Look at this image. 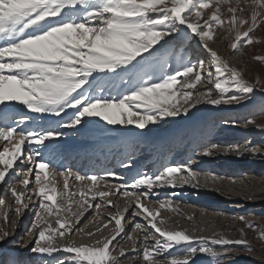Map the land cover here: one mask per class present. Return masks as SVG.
I'll return each instance as SVG.
<instances>
[{
  "label": "snow or ice",
  "instance_id": "snow-or-ice-1",
  "mask_svg": "<svg viewBox=\"0 0 264 264\" xmlns=\"http://www.w3.org/2000/svg\"><path fill=\"white\" fill-rule=\"evenodd\" d=\"M261 25L264 0H0V245L16 234L31 207L33 219L20 247L35 254H17L6 264H35L36 259L40 264H122L121 258L139 264H196L198 255L211 258V264H232V254L241 246L254 251L246 229L259 230L264 240V226L244 215L238 217L242 226L236 229L237 238H228L225 231L201 235L207 228L172 227L158 219L161 210L175 208L155 189L236 183L197 171L199 161L192 155L184 162H162L150 173L138 171L130 182L116 185L108 180L114 172L81 174L59 167L55 155L63 129L93 126L113 131L121 125L125 142L135 144L145 129L153 131L151 125L188 116L198 105L252 103L257 91L264 94V80L245 79L243 71L210 43L227 41L233 53L240 52L259 42L252 34ZM185 42V51L206 53L207 64L198 55L194 60L178 56L176 48ZM172 59L175 67L169 63ZM253 59L264 63V55ZM260 111L264 112V99ZM249 125L264 132V122L245 118L243 126ZM192 152L202 157L255 156L264 155V145L201 140ZM133 155L134 150L126 151L121 166L131 168ZM57 177L62 178V188ZM70 179L81 186L71 190ZM117 194L125 199L123 208L109 198ZM34 197L37 203L30 205ZM102 208L115 212L105 215ZM89 210L95 213L90 223L106 221L95 231L77 227ZM129 211L139 235L129 233L124 239ZM113 223L110 234L103 235ZM80 233L89 238L101 235L78 244L70 237ZM117 237L131 243V255L119 242L113 243Z\"/></svg>",
  "mask_w": 264,
  "mask_h": 264
},
{
  "label": "rangeland",
  "instance_id": "rangeland-1",
  "mask_svg": "<svg viewBox=\"0 0 264 264\" xmlns=\"http://www.w3.org/2000/svg\"><path fill=\"white\" fill-rule=\"evenodd\" d=\"M252 35H254L259 42L254 43L253 45L244 46L240 52H235V53H233L232 50L227 47V43H228L227 41L221 42V40L217 39L214 43H210V46L214 48L215 50H217L219 54L229 62L230 65L235 66L236 68L242 70L244 73L245 79H248L250 82H254L257 77H259L261 80H264V63H261L260 61L253 59L254 56L264 55V25H261ZM173 46L175 47V44ZM186 47H187V42H185V44L180 46L179 48H176L177 55L179 56L180 54H183L186 59H193V60L195 59V56L198 55L200 56V58L204 59L207 64L209 57L207 56L206 53H204L203 51L193 52L192 48H188V50L185 51ZM169 63L173 67H175L176 59L170 60ZM207 87L210 88L212 87V85H207ZM198 89L203 90V86H198ZM262 99H264V94H261L259 91H257L253 102L252 103L245 102L243 106H239V105L220 106L217 108L211 105L201 104V105H198L197 108L193 109L188 116L182 115V116L175 117V118H167V121H162L159 125H151L150 127L153 129V131L148 132L147 129H145L144 131L146 134L144 136L139 137V139L143 140L144 137H148V139H146L148 141L143 142L144 144L148 145L151 143V138L153 136H157L158 139L156 142L160 143L161 146H159L160 149L158 147H156V149L160 153L163 152L161 155L162 157L160 156H158L157 158L154 157L153 159H151L149 164L141 165L140 167H138L137 171L139 170L140 172H146L145 170L146 168H148L147 172L149 169H151V172L155 171V169L159 167L160 163L171 162L175 156L178 162H184L190 154L192 155L193 159H196L198 161L200 160L199 165L194 166L197 168V171H201V172L210 171L217 175L225 176L227 178H233L236 181V183H230L228 182V180H226L221 185H214V184L211 185L210 184L211 186H225L228 188L237 187L241 190L250 188L248 183L243 182V176L244 178H249L248 176L250 175L242 174L243 176L242 175L235 176L234 172L236 171L237 168H239L240 161H242V163L244 164H247L248 162L253 161L256 164L255 167H257L258 164L264 162V155L262 154H258L255 156L251 154H244L245 156L243 155L241 157H237L236 155L231 154V157H229V159L227 160L228 162L222 163L220 161H215V164H212V165L216 167L208 168V166L210 165L209 163L207 164L204 163L203 165H201V159L193 154L192 152L193 147H190V148L182 147L178 152H176L177 154L171 153L170 151H168L170 150V147H168L169 149L166 152L169 155H166V153L164 154V151H163L164 150L163 145L167 143L165 139L166 137H170L169 140L171 139L168 142L179 141L183 143L186 139L189 140V142H194L196 141L195 139H198L204 135L206 136V138H212L211 135L212 134L215 135V132L217 131H224L225 134H227L226 136L227 138H234V137L241 138L242 137L243 140L241 141V144L239 143V145H243L245 144V142L249 140L254 145H263L264 144V132L260 131L259 129L255 128L252 125H249L247 128L243 126V120L245 118L255 119L257 123L264 122V112L260 111V103ZM232 120L237 121V124H232L231 123ZM225 121H229V122L225 123ZM108 127H113V126H108ZM123 127L124 126L116 125L114 126L115 130L113 131H101L93 126L83 127L80 129V131H77L76 129H63V131L65 132V136L62 138H59L60 139L59 141H66L71 144H83L84 141L86 140L98 142L100 139H106V138L108 139L113 136L115 138L116 136L119 135V133L121 132L120 130ZM136 131L139 132L141 130H136ZM112 149L113 147L111 145L109 148L103 147L98 150L103 151L106 155L109 156L111 153H114L113 151L114 149L113 150ZM181 152H184V155H182ZM186 152H188V155H186ZM68 158L65 161H70L68 160ZM81 159L83 160L82 161L80 160V162L76 164L73 163L77 169H81L78 167H83V162L84 160H86L85 158H81ZM111 161L103 160L102 165L108 166ZM132 162H133V159H132ZM70 163L71 162L69 163L66 162V164H69V166L71 167ZM94 166H95V162L93 160L91 161V163H88L86 168L88 169ZM121 167H120V162L118 160L116 161V163L111 164V172H114L115 176L113 178L108 179L109 182L111 183L114 182L115 184L116 183L117 184L126 183V181L124 180L127 178V175H125L124 172L120 171L119 168ZM238 180L241 182V184L238 183ZM71 182L69 183L71 190H75L80 187V186L78 187L77 185H74L75 183L71 185ZM262 186L256 190L260 191L264 189V184ZM30 187H32V185ZM58 187L62 188V183H60ZM186 187H188V185H183L179 187H171V188H177V189H170L168 191H163V190L168 189V187H163V189L161 188L155 189L154 192L155 194H158V197L160 199L168 198V199H171L173 203H178L180 201L179 199H177L178 195H179L178 197H180L184 193L186 194L187 197L194 195L192 193H187V191L186 192L181 191ZM215 189L217 188L215 187ZM2 194H3V188L0 187V195ZM174 194H177V195H174ZM4 198L7 199L8 197L5 196ZM207 198L209 199L208 201L213 202L220 207L219 213H221V217H220L221 220L219 224L212 226V228L211 227L207 228L206 232L199 233L201 235H211L212 233L221 232L220 231V229L222 228L221 225L225 223V219L227 217L229 218V222L227 223V225H224V228L225 229L229 228V231H227L228 238H237L239 236V233L238 231H236V229L242 226L238 219V217L241 215H244L246 218L250 220H254L257 224L264 226V197L261 198L262 199L261 201H256L258 197L252 196V199H246V198H245L246 200L242 199L240 204H236V205H233L232 201L222 200L218 196L211 195ZM30 202L31 201H29V204ZM229 205L231 207H229ZM249 206H252V207L247 208ZM2 213H3V208L0 207V214ZM31 213L32 212L30 210L31 217L29 221H27V224L25 225V227H22V223H20L19 227L15 230L16 234L12 236L14 239H12L9 242L6 241L2 245H0V249H2V254L8 252L7 254L9 255L11 254V252L5 249L7 248V249L13 250L14 248L17 247L20 252H15L13 256L14 255L16 256V254L21 253L23 254L21 258L35 257V254H32L27 248L20 247L21 238L24 236L26 228L30 226V222L33 219V213L32 214ZM163 213H165V210L163 211ZM231 217L232 218L236 217L237 219L233 220L231 219ZM12 218L14 219L15 217H12ZM0 223H2V221H0ZM169 223H170V226L173 225L171 221H169ZM200 225L202 224L200 223ZM190 226L191 228H189V230H192L194 228L193 227L194 225L193 226L190 225ZM8 228L10 231L12 230L11 225H8ZM246 232H247V239L250 242L254 251L249 253L246 250H243V248H241L240 251L232 254V256L234 257V259H232V264H264V240L259 239V230L253 231L250 229H246ZM93 238L94 237L88 238V240H91ZM13 241H15V243H13ZM128 245L131 246V244H128V243H124L123 246L127 249ZM173 251H176V249H174ZM2 254H0V264H6L7 262L6 256L8 255H2ZM129 262L130 261L122 260V264H128ZM35 264H40V260L36 259ZM138 264H139V261H138ZM196 264H211V258L207 257L206 255H198L196 258ZM223 264H228V262L224 261Z\"/></svg>",
  "mask_w": 264,
  "mask_h": 264
},
{
  "label": "bare ground",
  "instance_id": "bare-ground-1",
  "mask_svg": "<svg viewBox=\"0 0 264 264\" xmlns=\"http://www.w3.org/2000/svg\"><path fill=\"white\" fill-rule=\"evenodd\" d=\"M54 119H58V118H54ZM211 136H212V138H206L205 135L201 136L200 138L195 139L196 141H194V142H189V140L186 139L183 143H181L179 141L168 142L171 139L169 140L170 137H166L165 139H166L167 143H165L163 145L164 150L163 149L162 150L164 151V154L166 153V155H169L166 152L169 149L168 147H170V150H168V151H170L171 153L177 154L176 152H178L182 147H185V148L193 147L194 148L195 144L197 142H200L201 140H203L205 142H209V143L220 144V145H237L239 143L241 144V141L243 140L242 137L241 138H237V137L227 138L226 137L227 134H225L224 131H217V132H215V135L212 134ZM146 139H148V137H144L143 140H141V139H139V137H137V140L139 141L138 143L128 144L125 142V137L122 135V132H120L119 135L116 136L115 138L113 136V137H110L108 139L107 138L106 139H100L98 142L86 140V141H84L83 144H71V143L66 142V141H60L59 146L56 150V155H55L56 163L61 168H69L70 167L69 164H66V162H69V161H65V160H67L68 157H69L68 160L73 161L74 164L78 163L80 160L75 159V161H74L72 159V153H69L70 151H74V153L75 152L79 153L80 159L86 158V156H87L88 157L87 164L91 163V161L94 160L95 166L90 167L88 169L86 168V166L78 167L81 169H77L74 166V164L72 163L71 165H73V166H71L70 168H72L74 171L81 172V174H83L85 171H87L89 174H93L94 172H99L100 174H104L105 169L108 171L109 170L111 171V164L116 163L117 160L120 162L122 155L126 151L131 152L134 150V155L132 156V159H133L132 165L133 166L131 168H124V167H121V164H120L121 168H119L120 171L124 172V174L127 175V178L124 181L129 182L132 179V177L135 176L136 173L139 171V170L137 171L138 167H140L141 165L149 164L151 159H153L154 157H156V158L158 156L162 157L161 155L163 152H161V153L158 152L156 147H158L159 149H160V147L158 145H155L156 143H158V142H156L158 137L153 136L151 138V143L148 145L143 143L144 141H148ZM111 145L114 149V150L112 149L114 151V153H111L109 156L106 155L103 151L98 150V149H101L103 147L109 148ZM146 148H148V149H146ZM196 151L199 152V149H196ZM181 153H182V155H184V152H181ZM186 155H188V152H186ZM196 156L201 159V165H203L204 163H206V164L209 163L210 165L208 166V168H210V167L214 168L216 166H214L212 164H215V161H220L222 163L228 162L227 160L229 159V157H231V154L225 155V154L218 153L214 157H202V156H198V155H196ZM81 160H83V159H81ZM103 160H107V161L112 160V161L110 162V164L108 166H106V165L103 166L102 165ZM85 161L86 160H84V162ZM171 162H178V160H176V156L174 157V159ZM199 162H200V160H199ZM255 165L256 164L253 161L248 162L247 164H244V163H242V161H240L239 162V168H237L236 171L234 172L235 176H239V175L241 176L242 174H245V175L249 174L250 175V176H248L249 178H244V176L243 175L242 176H243V182L248 183L250 188L241 190L237 187L236 188H234V187L228 188L225 186H211L212 184L211 185L208 184L206 186L202 184L200 187H193L192 185H188V187L184 188L181 191H184V192L187 191V193H192L194 195L187 197L185 193L184 194L181 193L182 195L180 197H178L179 195L177 196V199H179L180 201L178 203H173L175 211H173L172 209H167V210H165V213H163L164 210H161L162 215L160 217H158V219L162 218V219H166L168 222L171 221L173 224L172 227L189 229V228H191L190 225H192V226L194 225L193 229L210 228V227L212 228V226L220 223L221 213H219L220 207L217 204L208 201L209 199L207 197H209L211 195L218 196L222 200L232 201L233 205L240 204L241 200L245 199V198L247 199L248 196L258 197L256 201H261L262 200L261 198L264 197V189L261 188L262 190H260V191L259 190L257 191L256 189H259V187H261L264 184V162L258 164L257 167H255ZM150 166H152V165H150ZM20 167H24V166L20 165ZM85 168H86V170H85ZM147 169L148 168L145 169L146 172H147ZM149 172H151V169H149L147 173H149ZM110 178H113V177H111V176L108 177V179H110ZM57 181H59V184L62 183V178L57 177ZM71 181H72V179L69 180V183ZM238 183L241 184V182L239 180H238ZM73 184L77 185L78 187L81 186L79 183L75 182L74 180L71 182V185H73ZM110 184L116 185L117 183L115 184L114 182L113 183L110 182ZM30 186L31 185H29V187ZM100 187L103 190H107V189H104L102 183H101ZM215 187L218 190L215 189ZM242 187H244V186H242ZM161 189H163V188H161ZM170 189H177V188L168 187V189L163 190V191H168ZM174 191H176V190H174ZM174 195H177V194H174ZM170 196H172V195H170ZM109 198L116 201L121 208L124 207L125 199L123 197H120L119 194L114 195V196H110ZM36 203H37V200L34 197L33 200L30 202V205H33ZM144 203L147 204V203H149V201L145 200ZM152 207H158V205L155 203H152ZM229 207H231V206L229 205ZM251 207L252 206H249L247 208H251ZM30 210L33 213V210L30 207L29 210H26V214L21 219L20 223H22V227H25V225L27 224V221H29V219L31 217L30 216ZM108 211L115 212V208H111V209L102 208L101 209V212L104 213L105 215ZM94 215H95V213L92 210H89V212H87L85 214V217L81 220L80 224L77 225V227L87 226L86 231H95V229L97 227H99L101 224L106 222L105 220H98L95 223H90V221L93 220ZM223 215H224V213H223ZM187 217H192V219L189 220ZM126 219L128 220V223L126 224V233H122L121 236L124 237V239H126V234H129V233L134 235V236L139 235V232L137 230H135L132 226V222H131L132 221V213H131V211H129V213L126 214ZM231 219H232V217H231ZM136 220L138 222H140L141 224L146 223L140 217H137ZM228 222H229V218L227 217L225 219V223L222 225L220 224L222 226L220 231H225L226 233H227V231H229V228H227V229L224 228V225H227ZM200 223L202 225H200ZM113 227H114V223L112 225H109L108 229H104L102 234L103 235H109L110 231ZM100 235H101L100 233H97L96 236H94V238L91 240H88L89 237L84 236L82 233L71 236L70 238L75 239L78 244L81 242L90 243L92 240L99 238ZM12 239H14V238L11 236L9 238L8 242L11 241ZM124 239H122L121 237H117V241H114L113 243L116 244L117 242H119L121 245H124ZM128 244H131V243L128 242ZM131 248H132V245L131 246L128 245V248H127L129 250V252L127 253L128 255L132 254L130 251ZM241 248H242V246H241ZM5 250H8L11 252V254H9V255L7 254L8 252L2 254V255H8V256H6V261H8L9 258L12 257L13 254H15V252H20L17 247L14 248L13 250L7 249V248ZM19 255L21 257L23 254L19 253ZM16 256H17V254H16ZM121 260H124V259L121 258ZM128 264H138V261H130Z\"/></svg>",
  "mask_w": 264,
  "mask_h": 264
}]
</instances>
